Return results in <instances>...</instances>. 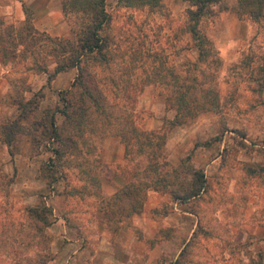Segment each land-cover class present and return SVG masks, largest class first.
<instances>
[{
  "label": "rangeland",
  "instance_id": "1",
  "mask_svg": "<svg viewBox=\"0 0 264 264\" xmlns=\"http://www.w3.org/2000/svg\"><path fill=\"white\" fill-rule=\"evenodd\" d=\"M15 1L0 0V60L4 59L0 69V264H95L93 258L101 259L98 222L106 221L109 229L131 224L126 213L135 199L125 191L132 176L155 179V165H149L158 161L165 181L179 186L195 169L204 172L203 160L221 153V142L225 145L222 157L206 179L208 186L199 196L185 200V208L199 218L189 238V227L180 232L178 226L160 228L145 237L144 243L136 242L126 264H264V146L244 139L245 122L264 114V17L239 16L237 0L208 4L210 11L198 26L215 51L202 56L186 29L187 9L195 8L190 0H160L156 5L105 0L110 14L104 28L110 60L86 57L84 65L113 103L108 111L115 120L104 125L103 115L91 112L83 125L86 143L81 138L77 147L70 143L72 152L59 161L53 157V143H48L42 124L49 127L50 112L61 104V90L75 82L77 68L66 67L48 79L60 52L53 49L54 40L37 34L26 37V52H12L11 23L20 20L16 4L23 9L29 6V0ZM62 2L52 0L51 4L61 8ZM29 12L33 18L31 8ZM76 14H63L69 27L66 36L52 35L31 21L51 37H71ZM23 22L18 30L27 33ZM38 64L46 71L38 70ZM112 78L118 82L116 96L111 91L115 88ZM191 78L200 86L195 92L198 100H204L203 91L210 87L218 103L170 127L168 120L175 108L169 106L168 97L178 83ZM28 98L37 105L20 118V129H14L7 144L2 126L17 117L18 104ZM125 102L127 108H134V122L140 128L166 131L160 147L145 146L140 151L129 142L125 150L115 132L122 127L131 134ZM32 104L27 103L26 110ZM56 120L62 124L60 113ZM29 127H37L32 135L38 140L31 142L25 132ZM120 147L124 157L117 161ZM103 177L109 189L116 186L114 193L103 191ZM149 189L140 190L146 191L144 200ZM53 192L63 195L51 198ZM250 202L254 208L249 214ZM30 206L36 211H30ZM166 210L162 203L153 215ZM135 234L143 236L138 227Z\"/></svg>",
  "mask_w": 264,
  "mask_h": 264
},
{
  "label": "trees",
  "instance_id": "2",
  "mask_svg": "<svg viewBox=\"0 0 264 264\" xmlns=\"http://www.w3.org/2000/svg\"><path fill=\"white\" fill-rule=\"evenodd\" d=\"M216 1L219 0H190L191 4L195 5V8L190 7L187 9L188 18L186 29L191 33L192 39L196 41L199 54L202 56L207 55L209 51L214 52L215 49L209 39L201 32L198 22L206 12L210 11L208 4ZM138 2L156 5L160 0H139ZM29 8L28 5L24 7L26 16L22 25V28L26 30L27 33L22 29L16 32V42L23 45L22 49L19 51L25 50L26 52V50H28L26 43L24 44L28 35H33V37L36 34L44 36L54 40L53 49L60 52L54 70L48 73V79H51L56 72L66 67L77 68L75 82H73L70 88L61 90V104L55 106L50 112L49 127L46 126V124H42L44 129L42 132L48 133V143H53L50 148L53 157L60 161V158L62 159L64 154L72 152L70 150V143H74L75 147H77L79 138L86 143L85 138H82L85 133V127L83 125L89 121L91 112L94 111L103 115L104 125L115 120V116L112 117L111 113L108 111V106H112L113 103L106 97V93L98 87L97 83L92 79L90 71L85 69L86 67L84 65V59H86V57H91L93 61L99 60L109 62V56L106 54L108 37L104 32V28L110 20V14L105 7V0H63L61 9L65 16L68 17L70 12L78 14H76V26H70L71 37L61 38L56 36L51 37L49 34L39 31L31 21L32 15L29 12ZM235 9L239 16L248 15L258 20L260 17H264V0H237ZM10 48L13 53L17 54L15 44ZM37 53L40 54L39 51H37ZM39 65L41 64H38V70L46 71L45 66ZM112 80L115 88L111 91L116 96L118 93V82L116 80L114 81V78H112ZM197 87L200 86L195 78H191L189 81H181L173 90V96L168 97L169 106L175 108L174 117L168 120L170 127L186 122L195 116L200 108H210L217 105L218 95L217 93L210 95V93L213 92L210 87L203 91L205 94L204 100H198L195 97ZM123 88H126V86H123ZM30 101L33 102V104L26 110L25 105ZM91 101L92 105L89 104ZM124 104L126 105L125 121L130 124L129 128L131 134L125 133L122 127L117 128L115 132L120 135L125 150L129 142L136 143L140 151L144 150L145 146L150 148L155 146L160 147L164 141L166 131H162V129L140 128L134 122V108L131 106L127 108L129 106L127 102ZM36 105L37 102L35 100H30V98L18 104L19 113L17 117L9 122V124L2 126L3 132L5 133L4 142L10 144L14 137V129H20L18 126L20 118L25 117L27 112L34 109ZM56 113H60L63 117L61 125L58 124L56 120ZM66 123L70 124V126H66ZM36 129L37 127H29L25 131L30 137L31 142L32 140H38L35 135H32ZM88 131L92 133L91 130ZM103 132L105 133V131ZM52 161L54 163L55 160ZM154 165V174H158L155 179L151 180L145 178L143 180H136V178L132 176V178L128 180L129 186L125 193L135 200L130 205V209L126 213V216L130 217L133 213L140 212L143 209L146 196V191L140 192L143 187L161 191L169 190L173 198L184 200L199 195L206 186V179L202 170L195 169L188 180L179 182V186H173L171 182L165 181L159 173L160 162L153 161L149 166L153 168ZM147 167L148 166H146V168ZM146 168L144 167V170ZM60 176H62V174H60ZM165 184L166 186H164ZM117 195L118 192L114 194L115 197ZM47 207L46 204L43 205L44 210H47ZM29 210L36 211L35 206H30ZM45 218V214H42L41 219L45 221Z\"/></svg>",
  "mask_w": 264,
  "mask_h": 264
},
{
  "label": "crops",
  "instance_id": "3",
  "mask_svg": "<svg viewBox=\"0 0 264 264\" xmlns=\"http://www.w3.org/2000/svg\"><path fill=\"white\" fill-rule=\"evenodd\" d=\"M18 1L16 0L15 3ZM52 0H29V7L33 11V23H37L36 26L39 27L41 30H45L52 35L62 34V35H69V27L67 26L64 18L63 12L61 8L53 7ZM17 5V11L19 14L20 20H14L15 23H11L12 32L10 33V37L12 39L11 44H15L16 52L22 49L23 45L17 43V35L16 32L18 30V26H20V22L22 23L25 19V11L22 8L21 4ZM3 7L0 3V15L3 12ZM17 21V22H16ZM1 25V19H0ZM4 37V36H3ZM2 39V36H0ZM15 42V43H14ZM3 61L0 60V69H3ZM246 125V135L244 139L246 141L254 143H261L264 146V114L259 118L252 119L251 121L247 120L245 122ZM254 143V144H256ZM224 142H221L220 149L221 153L208 157L207 159L203 160V167H204V175L205 179L209 177V173L216 167V162L220 161V157H222V149L224 148ZM26 150V147L24 148ZM124 157L123 148L120 147L119 154H117V161H122ZM109 175H107L108 177ZM103 184V191L107 194L114 193L116 190L115 185H111V189L108 188L109 185L104 184V177L102 178ZM206 186L208 183L205 182ZM205 188L201 191L204 192ZM232 190V186L230 187ZM200 193V194H201ZM199 194V195H200ZM63 195L62 193H55L53 192L50 196L51 198L58 199L60 196ZM197 195V196H199ZM196 197V196H195ZM194 198V197H190ZM188 198V199H190ZM54 199V200H55ZM181 200L179 198H173L171 192L169 190H156V189H149L147 191V197L144 201L143 209L140 212H135L131 215V224H122L117 227H112L109 229L107 227L106 221H99L98 222V229H97V255L101 252V259L97 261L96 259L92 260V263L95 264H106L108 262L112 263H121L126 264L129 262L131 255L135 251V244L137 241L140 243H144V238L150 235H153L156 230H159L163 227L169 228H176L178 226V231L180 232L184 227H189V236L194 231L195 227L198 224V215L195 211L189 210L185 208V200ZM253 202V200H252ZM248 207L247 211L250 214L251 209L254 208V205ZM162 203L167 205V210L163 212L160 216L153 215V210L160 206ZM253 206V207H252ZM56 210V206L53 207V210ZM65 226H68L67 224ZM138 227L141 229L143 236L138 237L135 234V228ZM182 228V229H181ZM120 255L123 257L120 258Z\"/></svg>",
  "mask_w": 264,
  "mask_h": 264
}]
</instances>
